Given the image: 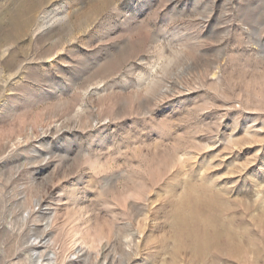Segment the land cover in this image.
<instances>
[{
	"label": "rangeland",
	"instance_id": "rangeland-1",
	"mask_svg": "<svg viewBox=\"0 0 264 264\" xmlns=\"http://www.w3.org/2000/svg\"><path fill=\"white\" fill-rule=\"evenodd\" d=\"M0 264H264V0H0Z\"/></svg>",
	"mask_w": 264,
	"mask_h": 264
},
{
	"label": "bare ground",
	"instance_id": "bare-ground-1",
	"mask_svg": "<svg viewBox=\"0 0 264 264\" xmlns=\"http://www.w3.org/2000/svg\"><path fill=\"white\" fill-rule=\"evenodd\" d=\"M213 231H215V230H213ZM206 235V234H205ZM212 235V234H211ZM210 236V235H209ZM216 237H218V236H216ZM205 239V238H204ZM200 244V243H199ZM205 245V244H204ZM201 246H203V245H201ZM199 247V246H198ZM201 248V247H200Z\"/></svg>",
	"mask_w": 264,
	"mask_h": 264
}]
</instances>
